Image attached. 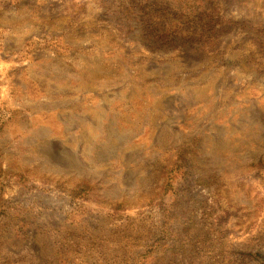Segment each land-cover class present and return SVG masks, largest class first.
I'll use <instances>...</instances> for the list:
<instances>
[{
	"label": "rangeland",
	"instance_id": "obj_1",
	"mask_svg": "<svg viewBox=\"0 0 264 264\" xmlns=\"http://www.w3.org/2000/svg\"><path fill=\"white\" fill-rule=\"evenodd\" d=\"M0 264H264V0H0Z\"/></svg>",
	"mask_w": 264,
	"mask_h": 264
}]
</instances>
